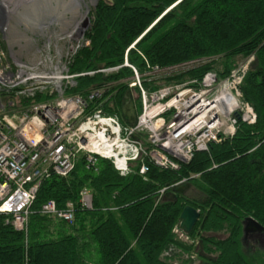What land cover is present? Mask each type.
<instances>
[{"label":"trees","instance_id":"obj_1","mask_svg":"<svg viewBox=\"0 0 264 264\" xmlns=\"http://www.w3.org/2000/svg\"><path fill=\"white\" fill-rule=\"evenodd\" d=\"M90 14L88 44L73 55L69 71L94 72L77 75L72 91L129 76L125 66L96 71L122 63L126 49L128 63L139 71L140 54L160 67L209 58L180 75L144 81L148 88L199 79L208 70L223 78L237 60L250 58L237 90L254 121L237 119L232 134L195 151L176 169L145 160L143 174L136 162L120 175L105 158L85 168L79 156L65 176L51 174L41 181L25 234L0 213V264H264V246H247L242 231L245 217L264 227V0H97ZM114 86L112 105L103 113L124 123L120 105L128 88ZM131 98L137 113L138 99ZM182 178L193 194L156 200L158 189L171 190ZM83 188L91 194L89 208L77 204ZM48 199L57 207L73 202L72 221L40 214ZM185 205L199 212L188 233L177 219Z\"/></svg>","mask_w":264,"mask_h":264},{"label":"built area","instance_id":"obj_2","mask_svg":"<svg viewBox=\"0 0 264 264\" xmlns=\"http://www.w3.org/2000/svg\"><path fill=\"white\" fill-rule=\"evenodd\" d=\"M2 14L0 10V19ZM87 27L76 26L59 36L63 41L60 48L56 41L46 39L32 52L16 56L5 55L0 46V93H10L0 94V213L23 234L41 181L51 174L65 176L79 156L85 168L93 167L98 157L105 158L120 175L130 172L136 162L138 173L143 174L148 168L145 160L176 169L195 151L206 150L209 143L232 134L237 119L251 123L255 118L251 107L240 101L237 90L250 58L224 79L208 70L199 79L148 88L144 81L180 75L209 58L160 67L149 65L138 52L144 63L139 71L128 63L126 49L122 63L96 71L112 72L125 66L131 71L129 76L72 91L77 75L94 72L69 71L73 55L88 44L84 37ZM116 83L126 84L138 99L133 125L103 113L105 106L112 105ZM37 94L41 98L35 101ZM185 181L182 178L173 185ZM166 188L158 189L156 200ZM77 204L91 206L87 189L80 190ZM74 207L71 201L57 207L48 199L40 205L39 213L70 223Z\"/></svg>","mask_w":264,"mask_h":264},{"label":"rangeland","instance_id":"obj_3","mask_svg":"<svg viewBox=\"0 0 264 264\" xmlns=\"http://www.w3.org/2000/svg\"><path fill=\"white\" fill-rule=\"evenodd\" d=\"M96 1L0 0V10L4 13L0 19V46L5 55L16 56L32 52L34 46L40 45L46 39L56 41V46L60 48L63 41L59 36L76 26L82 27L84 24L89 26L91 9ZM237 62L236 66L246 64L244 58ZM229 80L232 81L231 77ZM132 95L133 91L130 92V96ZM136 104L138 107V103ZM262 235L264 238V234ZM246 245L255 249L264 246V243L261 245L256 241H248Z\"/></svg>","mask_w":264,"mask_h":264},{"label":"water","instance_id":"obj_4","mask_svg":"<svg viewBox=\"0 0 264 264\" xmlns=\"http://www.w3.org/2000/svg\"><path fill=\"white\" fill-rule=\"evenodd\" d=\"M121 117L126 121L127 124L133 125L135 121V108L133 100L130 96V92L126 89L122 95V103L120 105ZM190 189V184L185 182L184 184H177L171 187V190L165 191L161 200H175L177 195H184ZM199 217V212L197 209L190 205H185L178 215V227L185 233H188L196 220ZM242 231L244 235L246 233L256 231L258 233L264 234V227L253 220L251 217H245L242 220ZM198 264H208L207 262H199Z\"/></svg>","mask_w":264,"mask_h":264},{"label":"flooded vegetation","instance_id":"obj_5","mask_svg":"<svg viewBox=\"0 0 264 264\" xmlns=\"http://www.w3.org/2000/svg\"><path fill=\"white\" fill-rule=\"evenodd\" d=\"M187 192H191V190H188ZM263 234V233H262ZM261 233H258L256 231H252V232H249V233H246L245 234V241L248 242V241H256L258 243H260L261 245L264 243V238L262 237Z\"/></svg>","mask_w":264,"mask_h":264},{"label":"bare ground","instance_id":"obj_6","mask_svg":"<svg viewBox=\"0 0 264 264\" xmlns=\"http://www.w3.org/2000/svg\"><path fill=\"white\" fill-rule=\"evenodd\" d=\"M221 102L219 101V104H220ZM213 116V115H212Z\"/></svg>","mask_w":264,"mask_h":264}]
</instances>
